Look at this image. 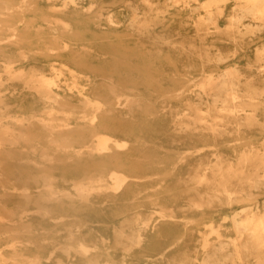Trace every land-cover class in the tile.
Listing matches in <instances>:
<instances>
[{"label": "rangeland", "instance_id": "obj_1", "mask_svg": "<svg viewBox=\"0 0 264 264\" xmlns=\"http://www.w3.org/2000/svg\"><path fill=\"white\" fill-rule=\"evenodd\" d=\"M208 1L0 0V264H264V6ZM98 42L144 68L102 72ZM93 80L134 88L109 107ZM49 81L72 103L41 96ZM101 142L125 153L93 176L57 168Z\"/></svg>", "mask_w": 264, "mask_h": 264}, {"label": "bare ground", "instance_id": "obj_2", "mask_svg": "<svg viewBox=\"0 0 264 264\" xmlns=\"http://www.w3.org/2000/svg\"><path fill=\"white\" fill-rule=\"evenodd\" d=\"M223 1V0H220ZM236 3L238 4H245L247 7V9L249 10L248 12L245 13H249L250 11H252L256 6L258 7H262L264 6V0H234ZM189 2H191V0H189ZM208 2H213V0H209ZM262 8H259L258 10H260ZM244 13V14H245ZM122 36H127L122 34ZM102 35L98 32V38L102 39ZM120 48V49H119ZM116 50V51H114ZM132 50H135V48H132L131 45H128L127 43H123L121 46L118 44H105L102 42H98V53L104 54L108 56V61H105V66L101 67L102 72H109V71H114L118 76L122 73H129L131 71H137L138 69H143L144 68V62L146 61L147 57L143 56V55H134L136 58H138V62L137 63H128V60L130 57H133L131 53H133ZM217 84H219L218 89L215 91L214 94H212L211 98H212V105L215 106L218 109H225L227 106L230 107L231 106V102L232 100L236 99V96L234 95H230L227 93V90L229 91H234L235 87H233V83H230V86H232L230 89H227L228 85L226 78H224L223 75H220L219 77H217ZM44 86H45V94H42L41 96H44V98H47L48 100L53 99L49 90V85H51V82H43ZM53 84V83H52ZM91 84H93V92L96 93V91H98V89L100 88H105L106 89V95H107V99H108V105L110 107V105H112L113 102L111 101V95H115V91L114 89H118L119 86H122L125 90L127 91H131V89L134 88V84H131L129 81H115V82H111L109 84H105L103 82L98 83V81L93 80L91 82ZM114 93V94H113ZM40 96V97H41ZM199 98L201 96H198ZM43 98V97H41ZM115 98V97H114ZM110 99V100H109ZM54 102H59V104L62 105H68L71 102V100L68 99H64V100H60L57 101V99H53ZM56 100V101H55ZM74 101V100H73ZM39 105L45 106L47 104H50L48 101L45 100H41L39 98L38 100ZM127 104H125L123 107H126ZM229 111L233 112V110ZM115 112V108H109L108 110H105L104 113L102 112V114L104 116H102V120H111L113 121L116 117L110 116V115H105V113L107 114H112ZM120 114H123V111L119 112ZM233 114V113H232ZM101 122L98 124V126L104 128L105 130L108 131H112L114 132V129L112 128V126L107 125H100ZM98 127H95V124L89 126V129L91 130H95ZM73 131V129L71 128H66L63 133H61V135L64 136H70L71 132ZM60 135V134H59ZM14 136V135H11ZM17 136H14V139H16ZM103 142V141H102ZM98 143L97 146H92V145H87L85 143L80 144V146H78L77 148L73 147L72 151H70V153L68 154L69 157V161L67 160L64 161V163H59V165H57L58 169H62L63 172H67L68 177L71 178L72 174H75L76 172H78L79 170L82 169H88L90 170L91 175H95L98 172V167L101 165L106 164L107 162H111L112 160H118L121 158V156L125 153L122 152H118L115 149H109L105 143ZM100 146V147H99ZM97 147V148H96ZM128 153V152H126ZM123 166V165H122ZM125 168H129L128 166H124ZM67 178V177H65ZM140 179V178H139ZM66 179H64L65 181ZM141 182H139L138 180H134L131 181L129 183H127V187L125 188H132V187H137L140 186ZM2 196L4 197H9L11 195H9L8 193H6L4 190H2ZM117 198V197H116ZM115 198V199H116ZM88 198H86V204H81L82 207L79 210H86L87 208H91L93 206V204H90V201H87ZM99 201V200H98ZM231 200H229L230 202ZM133 209V208H132ZM132 209H127L126 213L124 216H130L132 214H134ZM137 214V212L135 213ZM233 219V218H232ZM248 221H250V223L253 225V221L254 219L251 218H247ZM253 220V221H252ZM246 220V223H249ZM255 222H258L257 225L259 224L261 227H264V216L255 219ZM246 223H237L236 220L233 219V221H231L232 227L234 228V230L239 231L240 229H246L248 228V224ZM161 224H172V223H161ZM174 224V223H173ZM167 225V226H168ZM255 229V227H253ZM249 231L250 234H252V227H250L249 229H247ZM11 254H18V249H12ZM81 259H86V253L82 252L81 253Z\"/></svg>", "mask_w": 264, "mask_h": 264}]
</instances>
